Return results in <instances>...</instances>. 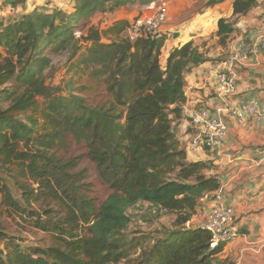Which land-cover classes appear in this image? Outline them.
I'll return each mask as SVG.
<instances>
[{
  "label": "trees",
  "instance_id": "obj_1",
  "mask_svg": "<svg viewBox=\"0 0 264 264\" xmlns=\"http://www.w3.org/2000/svg\"><path fill=\"white\" fill-rule=\"evenodd\" d=\"M27 1L2 5L15 11ZM160 1L74 0L71 10L35 9L0 19V208L50 239L29 246L0 231V264H125L130 250L141 246L126 237L128 211L143 203L175 215L176 230L150 248L141 246L137 264H224L225 245L212 248L211 234L192 224L221 184L208 175L210 162L187 161L173 132L183 117L185 75L207 58L190 42L172 49L163 66L166 34L131 41L127 19L106 31L92 23L97 14ZM224 2L209 0L207 7ZM256 2L237 0L235 15H246ZM234 25L218 22L221 45L236 32ZM65 54L69 73L89 72L108 103H89L72 83L68 93L47 85L54 57ZM69 136L85 145L107 187L103 201L90 195L83 158L59 153L57 145Z\"/></svg>",
  "mask_w": 264,
  "mask_h": 264
},
{
  "label": "crops",
  "instance_id": "obj_2",
  "mask_svg": "<svg viewBox=\"0 0 264 264\" xmlns=\"http://www.w3.org/2000/svg\"><path fill=\"white\" fill-rule=\"evenodd\" d=\"M4 0H0V5ZM74 0H28L25 10L16 9V15L4 19L14 20L26 12L35 9L49 11L53 9L71 10ZM237 0H225L223 4L209 8L204 17L218 26L222 19L236 22L235 28L240 34L230 46V56L222 62L213 61L214 57L206 56L207 62L193 68L185 75L186 102L183 105V117L173 124L174 134H178L180 142H191L195 136L191 127L190 115L198 109L208 108L212 112L222 111L223 120L229 126L228 137L224 144L223 153L205 151L198 155L187 152L188 162H210L214 169L208 175L219 176L221 188L218 192L205 198L203 206L217 196L225 199V204L232 207L236 221L239 224L241 236L234 243L225 245L221 256L224 264H264V160L260 161L259 150L264 148V123L254 120L242 122L234 119L228 108H236L251 100L264 104V44L258 40V32L263 26L264 0H257L256 5L244 16L235 15L234 4ZM168 22L173 9L184 11L187 7L185 0L167 1ZM8 11L9 7H3ZM119 11V10H118ZM116 14V13H115ZM5 15L0 9V17ZM104 14H97L103 16ZM108 16V14L104 15ZM126 18H118L123 20ZM128 20V19H127ZM183 20H181L182 22ZM98 25V24H97ZM165 34L168 36L175 26L174 23L166 26ZM193 34L192 29H188ZM173 42L167 39L162 50V59L166 61L169 53L175 47L183 45L178 43L185 39V33L173 32ZM189 34V41L195 39ZM251 45L256 54L249 63L239 68L237 92L228 98L227 103H222L217 98L216 81L209 78L207 71L213 65H224L234 56L242 53L245 46ZM216 56H219L217 54ZM182 140V141H181ZM196 222V221H195ZM193 222L192 224H194Z\"/></svg>",
  "mask_w": 264,
  "mask_h": 264
},
{
  "label": "rangeland",
  "instance_id": "obj_3",
  "mask_svg": "<svg viewBox=\"0 0 264 264\" xmlns=\"http://www.w3.org/2000/svg\"><path fill=\"white\" fill-rule=\"evenodd\" d=\"M171 1V0H166ZM187 3V7L184 11H177L175 8L173 9V14L170 21L166 23L165 27L174 23L175 28L170 31L167 38L172 43L173 42V32L177 34L187 33L185 34V39L182 42L178 41L180 44H187L189 41L190 31L188 29H192L193 34H190L191 37H195L192 39L195 47L202 53L205 57L209 56L214 57L211 58L215 62H222L226 58L230 56V46L229 44L239 36V30H236L234 34H232L228 40H226L225 45H221L218 33V26L211 21H205L204 14L209 9L207 7V3L209 0H185ZM2 4L0 5L1 11L5 14L0 17V19H4V16L8 15L12 17L16 15L17 11H3ZM20 12L25 10V5L19 6ZM151 10L146 8H140L138 6L128 7L124 9H120L116 12V14L108 15V16H98L94 18L92 23L94 25H99L102 31H106L112 22L115 19L126 18L130 22H133L137 17L151 14ZM181 20H183L181 22ZM233 25L234 21L229 20ZM235 26V25H234ZM168 28H165V31ZM80 37V33L78 34ZM108 37H113L112 35H108ZM219 54V56H216ZM77 60V59H76ZM75 60V61H76ZM74 61V62H75ZM162 65L166 64V61L162 59ZM72 62H69V54H65L62 56L54 57V62L51 70L46 73V81L47 85L52 86L54 88H63L66 93H68L69 85L72 83V87L75 93H79V90L82 91V95L88 100L89 103L94 105L108 103L110 98L102 86V84L92 78L89 72L81 73L73 72L69 73V68H71ZM71 87V85H70ZM84 90V91H83ZM40 105L44 102L42 98L38 99ZM40 123L44 125V119L39 112L36 116ZM195 135L197 134V130H194ZM177 141L180 142L178 138V134H174ZM182 141V140H181ZM190 142L182 141L180 142L181 147L187 149ZM59 153L66 157L74 158V157H82L83 167H86L90 172V183L92 185L91 188V196L97 200L103 201L109 195L107 187L103 184L101 179L98 177L95 166L88 159V151L83 143H77L70 136L66 137L62 142L57 145ZM132 219V223L128 230L126 231V237L129 242L134 241V243H140L142 247H152L153 243L156 239L160 238L163 233L170 232L176 230L175 221L176 216L172 214H166L165 212L158 211L155 208L153 209L149 204L143 203L137 205L135 208H132L128 211ZM194 220V219H193ZM193 226H199L197 221L193 224ZM0 231L8 234L9 236L19 237L25 240V245L34 246L38 244L45 243L49 245L50 239L46 238L44 234L39 232H32L25 228L22 221L16 216H12L9 213L5 212L2 208H0ZM145 244V245H144ZM144 245V246H143ZM139 246L135 250H130V257L125 262V264H137L138 261L141 260V250L142 247ZM223 261V259H222Z\"/></svg>",
  "mask_w": 264,
  "mask_h": 264
},
{
  "label": "built area",
  "instance_id": "obj_4",
  "mask_svg": "<svg viewBox=\"0 0 264 264\" xmlns=\"http://www.w3.org/2000/svg\"><path fill=\"white\" fill-rule=\"evenodd\" d=\"M147 9L151 14L137 17L127 32L131 41L138 39H159L165 35V25L168 21V3L166 0L153 3ZM258 40L264 44V20L263 26L258 32ZM256 50L253 46L247 45L242 53L234 56L229 62L222 65H213L207 75L216 81V94L219 101L227 103L228 98L237 92L238 69L245 63H249ZM228 113L236 120L247 122L254 120L264 123V104L251 100L236 108H228ZM222 111L212 112L208 108H201L190 115L189 122L197 134L187 147V152L198 155L201 152L209 151L221 155L224 144L228 137L229 126L223 120ZM260 161L264 160V148L259 150ZM221 184L219 176H215ZM207 230L212 236L211 247L219 244L234 243L240 238L241 232L236 221L235 212L232 207L225 204L223 197L217 196L202 206L192 221Z\"/></svg>",
  "mask_w": 264,
  "mask_h": 264
}]
</instances>
